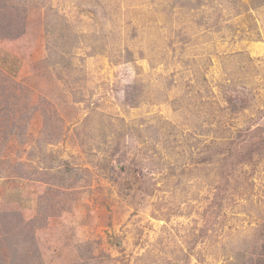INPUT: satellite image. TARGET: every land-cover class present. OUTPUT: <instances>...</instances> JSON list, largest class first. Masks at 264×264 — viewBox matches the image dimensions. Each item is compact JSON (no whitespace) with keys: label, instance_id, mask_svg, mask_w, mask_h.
<instances>
[{"label":"rangeland","instance_id":"rangeland-1","mask_svg":"<svg viewBox=\"0 0 264 264\" xmlns=\"http://www.w3.org/2000/svg\"><path fill=\"white\" fill-rule=\"evenodd\" d=\"M13 255L264 264V0H0Z\"/></svg>","mask_w":264,"mask_h":264},{"label":"trees","instance_id":"trees-1","mask_svg":"<svg viewBox=\"0 0 264 264\" xmlns=\"http://www.w3.org/2000/svg\"><path fill=\"white\" fill-rule=\"evenodd\" d=\"M5 1V0H4ZM17 225H15L14 227H16ZM14 233V232H13ZM14 246H16V244H14L13 242L10 243V245L8 246V248L12 249ZM16 256L13 255L11 257H8V262L9 264H16L17 262H20V264H22V260L19 259H15ZM15 262V263H14Z\"/></svg>","mask_w":264,"mask_h":264}]
</instances>
